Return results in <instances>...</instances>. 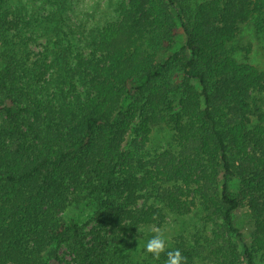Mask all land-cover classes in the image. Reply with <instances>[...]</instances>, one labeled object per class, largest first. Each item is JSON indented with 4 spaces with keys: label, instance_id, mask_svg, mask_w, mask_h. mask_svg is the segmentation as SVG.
Returning a JSON list of instances; mask_svg holds the SVG:
<instances>
[{
    "label": "trees",
    "instance_id": "16d2710c",
    "mask_svg": "<svg viewBox=\"0 0 264 264\" xmlns=\"http://www.w3.org/2000/svg\"><path fill=\"white\" fill-rule=\"evenodd\" d=\"M116 12L85 38L87 55L58 43L27 66L0 0V264H46L61 240H74L82 264H105L107 251H87L63 216L93 198L100 215L132 220L129 231L199 204L214 238L166 251L186 264H256L257 255L264 264V70L229 45L239 21L264 32V0H121ZM164 50L171 57L159 59ZM174 63L179 85L167 78ZM164 119L172 139L145 158L151 125ZM132 132L143 136L127 146ZM142 198L161 204L144 209ZM241 209L253 219L250 242Z\"/></svg>",
    "mask_w": 264,
    "mask_h": 264
},
{
    "label": "rangeland",
    "instance_id": "374dc122",
    "mask_svg": "<svg viewBox=\"0 0 264 264\" xmlns=\"http://www.w3.org/2000/svg\"><path fill=\"white\" fill-rule=\"evenodd\" d=\"M9 10V19L13 26L9 31L12 41L16 44L18 58L27 66L40 59L49 60L51 50L59 44L70 47L74 52L81 50L87 55L90 48L85 46V38L103 27L104 24L117 19L116 7L121 0H3ZM59 43V44H58ZM234 47V56L243 62L250 63L264 70V32H257L254 20L239 21L235 26L234 38L229 42ZM171 52L160 51L159 59H168ZM75 61H72L74 64ZM47 73V77L49 76ZM167 78L179 85L185 78L180 66L174 67L167 73ZM191 82L200 88L196 79ZM77 90L84 94V88L77 83ZM174 108L178 109L179 96L174 98ZM138 122V121H137ZM140 124V123H139ZM137 123V125H139ZM136 125V126H137ZM175 132L173 122L168 119L151 125L150 138L144 144L141 152L145 158L153 156L169 145ZM143 135L137 136L132 132L126 136L125 144L130 146L135 139L139 141ZM234 179L233 188L237 187ZM153 202L152 199H140L139 205L144 209ZM109 209V208H108ZM105 209L97 201L86 199L80 204L71 206L63 216L69 223L77 224L80 229L79 240L87 251L98 248L107 251L105 264H165L155 260L150 253L144 251L147 241L153 235L151 229L160 228L168 238L167 246L181 244L205 243V236L214 238L213 230L217 228L216 221L207 217L206 212L197 204L187 214H174L164 211V218L157 216V221L137 225L135 231H129L127 226L132 220H113L108 215L102 216ZM243 236L250 242L253 231V219L247 209L235 212ZM242 245L241 241L237 238ZM74 240L54 242L44 253L46 264H82L74 251ZM77 250V249H76ZM93 254V253H91ZM105 254V253H104ZM123 260V261H122ZM198 264H208L199 262ZM256 264H262L259 255Z\"/></svg>",
    "mask_w": 264,
    "mask_h": 264
},
{
    "label": "clouds",
    "instance_id": "9594fccd",
    "mask_svg": "<svg viewBox=\"0 0 264 264\" xmlns=\"http://www.w3.org/2000/svg\"><path fill=\"white\" fill-rule=\"evenodd\" d=\"M153 235L147 241L144 251L150 253L154 259H159L162 253L166 252L165 264H186V258L179 249L166 251L168 238L160 228L151 229Z\"/></svg>",
    "mask_w": 264,
    "mask_h": 264
}]
</instances>
